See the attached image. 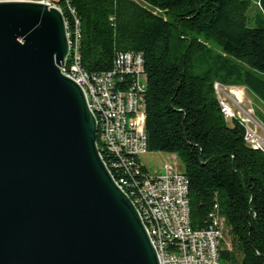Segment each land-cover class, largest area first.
<instances>
[{"label":"trees","instance_id":"trees-1","mask_svg":"<svg viewBox=\"0 0 264 264\" xmlns=\"http://www.w3.org/2000/svg\"><path fill=\"white\" fill-rule=\"evenodd\" d=\"M60 5L69 30L79 21L82 65L90 74L114 70L119 53L142 55L148 150L182 162L193 228L214 224L218 205L229 242L219 249L220 264H264V152L246 141L238 117L229 123L215 90L216 82L242 85L264 104V0ZM133 81L126 75L118 87ZM100 149L109 165L118 160L105 144ZM143 169L151 170L145 163Z\"/></svg>","mask_w":264,"mask_h":264},{"label":"water","instance_id":"water-1","mask_svg":"<svg viewBox=\"0 0 264 264\" xmlns=\"http://www.w3.org/2000/svg\"><path fill=\"white\" fill-rule=\"evenodd\" d=\"M68 56L59 8L0 0V264H160Z\"/></svg>","mask_w":264,"mask_h":264},{"label":"built area","instance_id":"built-area-1","mask_svg":"<svg viewBox=\"0 0 264 264\" xmlns=\"http://www.w3.org/2000/svg\"><path fill=\"white\" fill-rule=\"evenodd\" d=\"M14 1L44 3L62 11L60 0ZM68 40L69 56L61 67L62 72L83 88L89 108L97 119L98 147L105 144L118 160L109 165L103 154L102 157L117 184L135 203L160 264H220L219 249L224 242L229 246V242L225 238L224 217L218 205L211 214L214 224L195 229L191 223L189 182L181 168L171 162L166 163L162 171L146 172L143 169L142 154L149 150L145 131L143 92L146 75L142 55L119 53L114 70L93 75L82 65L79 21L72 30L68 29ZM126 75L133 77L132 85L118 87V80H123ZM226 86L215 83L222 112L227 119L238 117L246 127V141L264 152V125L250 109L241 110L240 107V111H235L233 104L243 101V97L238 94L236 86ZM112 168L117 170V175Z\"/></svg>","mask_w":264,"mask_h":264},{"label":"rangeland","instance_id":"rangeland-1","mask_svg":"<svg viewBox=\"0 0 264 264\" xmlns=\"http://www.w3.org/2000/svg\"><path fill=\"white\" fill-rule=\"evenodd\" d=\"M233 85H227L226 87L230 88ZM236 86V85H234ZM237 92L240 91V97H243V101L235 102L234 109L235 111H240L242 108L252 110L255 117L264 125V104L258 99L254 93L246 89L244 86H236ZM229 123L232 124V120L228 119ZM142 160L144 163L152 170L162 171L166 163H174L178 165L181 169L184 168L182 162L176 156L174 157L171 153L166 152H152L147 151L142 154Z\"/></svg>","mask_w":264,"mask_h":264},{"label":"crops","instance_id":"crops-1","mask_svg":"<svg viewBox=\"0 0 264 264\" xmlns=\"http://www.w3.org/2000/svg\"><path fill=\"white\" fill-rule=\"evenodd\" d=\"M173 156H177L176 154H172Z\"/></svg>","mask_w":264,"mask_h":264},{"label":"bare ground","instance_id":"bare-ground-1","mask_svg":"<svg viewBox=\"0 0 264 264\" xmlns=\"http://www.w3.org/2000/svg\"><path fill=\"white\" fill-rule=\"evenodd\" d=\"M238 94H241V93L238 91Z\"/></svg>","mask_w":264,"mask_h":264}]
</instances>
